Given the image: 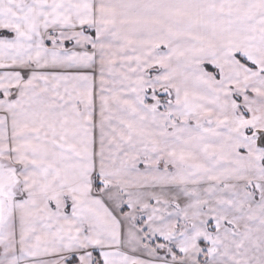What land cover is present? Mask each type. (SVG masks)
I'll list each match as a JSON object with an SVG mask.
<instances>
[{"label":"snow or ice","instance_id":"1","mask_svg":"<svg viewBox=\"0 0 264 264\" xmlns=\"http://www.w3.org/2000/svg\"><path fill=\"white\" fill-rule=\"evenodd\" d=\"M0 264H264V0H0Z\"/></svg>","mask_w":264,"mask_h":264}]
</instances>
